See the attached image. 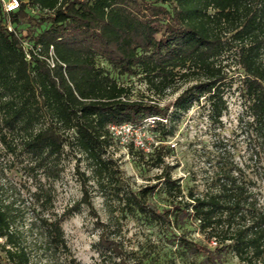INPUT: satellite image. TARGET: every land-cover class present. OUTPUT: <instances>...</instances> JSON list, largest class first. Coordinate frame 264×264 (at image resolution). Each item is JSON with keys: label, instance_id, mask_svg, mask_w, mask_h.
<instances>
[{"label": "trees", "instance_id": "16d2710c", "mask_svg": "<svg viewBox=\"0 0 264 264\" xmlns=\"http://www.w3.org/2000/svg\"><path fill=\"white\" fill-rule=\"evenodd\" d=\"M229 60L241 69V121L253 132L260 159L264 0H21L10 13L0 1V141L33 186L29 197H10L14 186L7 187L0 172V264H40L41 253L53 264H65L62 254L68 264H81L63 223L83 206L96 218L94 248L106 264L153 262H137L126 250L121 219L129 216L158 226L182 260L264 264V205L230 158L223 157L200 192L173 176L166 145L146 151L130 143L138 165L160 169L154 183L136 188L110 152L113 126L149 125L166 142L202 100L220 121L228 108ZM129 77L144 81L159 99L191 84L162 104L135 98ZM67 148L80 153L91 173L77 168L82 196L58 213L54 183ZM259 168L264 178V161ZM91 179L110 207L108 221L93 205Z\"/></svg>", "mask_w": 264, "mask_h": 264}, {"label": "rangeland", "instance_id": "374dc122", "mask_svg": "<svg viewBox=\"0 0 264 264\" xmlns=\"http://www.w3.org/2000/svg\"><path fill=\"white\" fill-rule=\"evenodd\" d=\"M229 61L230 64L226 69L231 83L226 93L228 108L220 121L210 117L208 106L202 100L182 116L175 134L170 136L166 142L158 141L154 131L148 128L149 125H146L144 129L127 128L116 131L117 140L110 152L135 188L154 183L155 175L160 172V169L138 165L129 150L130 143L133 142L137 148H144L146 151H150L154 146L166 145L171 148L166 161L170 165H176L173 169V176L181 180L184 189L194 187L203 192L224 161L223 157H228L254 183L252 191L264 205V178L259 168L261 162L264 161V156L259 159L254 153L253 132L247 131L245 123L241 121L245 109L239 88L242 77L241 69L232 60ZM125 83L133 87L135 98H140L142 95L148 96L159 100L162 104L176 97L191 84V82L184 83L178 92H169L165 98L159 99L139 78L129 77L125 79ZM80 156L79 152L68 148L65 152L64 171L61 178L54 183L56 188L55 210L58 213H62L82 196L81 175L77 172V168L80 167V170L87 174L91 173L86 162L78 160ZM20 167L15 155L8 151L0 141V172L3 173L1 174L3 182L9 188L14 186L8 191L10 197H17L19 193L23 197H29L28 190L33 189L31 181ZM89 185L93 205L100 219L108 221L112 212L106 203L105 196L94 179L90 180ZM120 213L121 211H118L116 215ZM95 221L96 218L89 208L83 206L80 213H76L63 223L71 252L81 264H106L94 248V243L98 240L100 233ZM121 222L120 237L126 250L135 257V261L139 262L143 259L147 262L152 258V264H194L192 259L182 260L176 255L177 253L173 252L172 246L168 244L158 226L149 224L136 216L123 218ZM61 260L68 264L65 254H62ZM38 262L53 264L43 253L39 255ZM229 263L236 264L237 259L231 257L230 261L226 262V264Z\"/></svg>", "mask_w": 264, "mask_h": 264}, {"label": "built area", "instance_id": "2783aa9c", "mask_svg": "<svg viewBox=\"0 0 264 264\" xmlns=\"http://www.w3.org/2000/svg\"><path fill=\"white\" fill-rule=\"evenodd\" d=\"M5 11L7 13H10V12H13V11H16L20 8L21 6V0H0ZM114 129V131H118V130H123V129H134V127H132L131 124H123V125H120V126H113L112 127Z\"/></svg>", "mask_w": 264, "mask_h": 264}]
</instances>
